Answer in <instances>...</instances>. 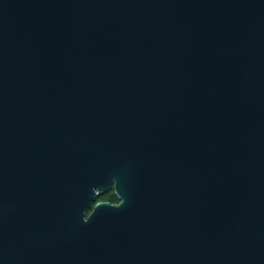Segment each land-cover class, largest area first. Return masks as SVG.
<instances>
[{
    "label": "water",
    "instance_id": "95a60500",
    "mask_svg": "<svg viewBox=\"0 0 264 264\" xmlns=\"http://www.w3.org/2000/svg\"><path fill=\"white\" fill-rule=\"evenodd\" d=\"M0 264H264V0H0Z\"/></svg>",
    "mask_w": 264,
    "mask_h": 264
},
{
    "label": "flooded vegetation",
    "instance_id": "af4514ba",
    "mask_svg": "<svg viewBox=\"0 0 264 264\" xmlns=\"http://www.w3.org/2000/svg\"><path fill=\"white\" fill-rule=\"evenodd\" d=\"M111 195H115V191H114V190H112V191H111L109 194H107V195L101 196L98 202H99V203H100V202H108V203H110V204H119V203H120L119 200H118V202H113V201H102V200H101L102 197H107V198H108V197L111 196ZM115 196H116V195H115ZM116 198H117V197H116ZM117 199H118V198H117ZM89 214H90V213H89Z\"/></svg>",
    "mask_w": 264,
    "mask_h": 264
},
{
    "label": "trees",
    "instance_id": "16d2710c",
    "mask_svg": "<svg viewBox=\"0 0 264 264\" xmlns=\"http://www.w3.org/2000/svg\"><path fill=\"white\" fill-rule=\"evenodd\" d=\"M102 201H113V202H118V199L116 198L115 195H111L108 198L107 197H102L101 198Z\"/></svg>",
    "mask_w": 264,
    "mask_h": 264
},
{
    "label": "rangeland",
    "instance_id": "374dc122",
    "mask_svg": "<svg viewBox=\"0 0 264 264\" xmlns=\"http://www.w3.org/2000/svg\"><path fill=\"white\" fill-rule=\"evenodd\" d=\"M109 194V193H108ZM107 195V194H106Z\"/></svg>",
    "mask_w": 264,
    "mask_h": 264
}]
</instances>
